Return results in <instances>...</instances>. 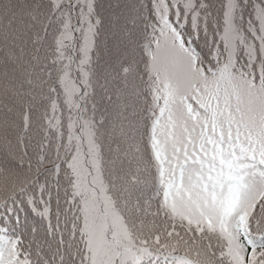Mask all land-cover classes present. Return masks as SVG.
<instances>
[{"label": "snow or ice", "instance_id": "6c2138e0", "mask_svg": "<svg viewBox=\"0 0 264 264\" xmlns=\"http://www.w3.org/2000/svg\"><path fill=\"white\" fill-rule=\"evenodd\" d=\"M0 264H264V0H0Z\"/></svg>", "mask_w": 264, "mask_h": 264}]
</instances>
